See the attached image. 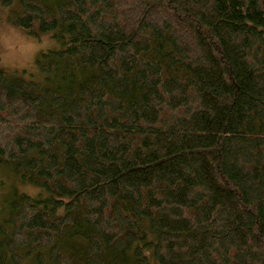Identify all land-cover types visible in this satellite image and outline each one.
I'll return each instance as SVG.
<instances>
[{
    "label": "trees",
    "instance_id": "1",
    "mask_svg": "<svg viewBox=\"0 0 264 264\" xmlns=\"http://www.w3.org/2000/svg\"><path fill=\"white\" fill-rule=\"evenodd\" d=\"M57 47L0 67V264H264V0H0ZM13 72V71H12Z\"/></svg>",
    "mask_w": 264,
    "mask_h": 264
},
{
    "label": "rangeland",
    "instance_id": "2",
    "mask_svg": "<svg viewBox=\"0 0 264 264\" xmlns=\"http://www.w3.org/2000/svg\"><path fill=\"white\" fill-rule=\"evenodd\" d=\"M8 15L9 11L0 13V67L15 75L26 71L24 74L38 76L37 58L58 44L49 33L34 36L16 27L8 20ZM15 189L33 195L39 192L36 186L20 182L7 167L0 165V224L9 211L7 198ZM26 264L36 263L27 260Z\"/></svg>",
    "mask_w": 264,
    "mask_h": 264
}]
</instances>
